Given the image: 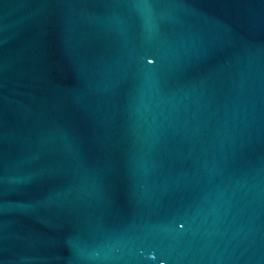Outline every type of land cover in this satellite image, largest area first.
<instances>
[{
	"label": "water",
	"instance_id": "water-1",
	"mask_svg": "<svg viewBox=\"0 0 264 264\" xmlns=\"http://www.w3.org/2000/svg\"><path fill=\"white\" fill-rule=\"evenodd\" d=\"M0 264H264V0H0Z\"/></svg>",
	"mask_w": 264,
	"mask_h": 264
}]
</instances>
